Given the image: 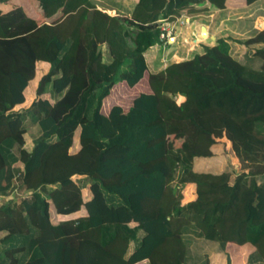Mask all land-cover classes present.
<instances>
[{"label":"trees","instance_id":"16d2710c","mask_svg":"<svg viewBox=\"0 0 264 264\" xmlns=\"http://www.w3.org/2000/svg\"><path fill=\"white\" fill-rule=\"evenodd\" d=\"M191 1L117 0L128 12L111 16L89 0H0V196L28 191L1 200L0 264H232L242 244L247 264H264V26L239 42V59L217 37L147 73L127 109H103L117 82L143 78L157 21ZM205 1L220 12L255 0ZM40 62L35 97L13 110ZM50 148L80 160L50 164ZM221 154L237 166L218 169Z\"/></svg>","mask_w":264,"mask_h":264},{"label":"rangeland","instance_id":"374dc122","mask_svg":"<svg viewBox=\"0 0 264 264\" xmlns=\"http://www.w3.org/2000/svg\"><path fill=\"white\" fill-rule=\"evenodd\" d=\"M94 8H98L102 10L104 13L111 15V16H118L122 15L123 13L128 12V8H118L117 5V0H89ZM205 0H194L188 3L187 7H184L181 11V13H191V10H188L187 8H191L192 10H197L198 12H201L202 14L205 15V25L208 24L209 30L211 34L215 35V39L217 37H223L228 40L229 47H230V53L234 58L239 59L240 58V51H241V45L240 41L244 40L246 37L251 35L255 30L261 29L264 26V0H255L249 4L242 5L239 7H234V8H225L224 10L217 12L216 10L209 6ZM56 4H54L55 8ZM195 7V8H194ZM112 8V10L107 9ZM214 11V12H213ZM179 12V14H181ZM178 14V15H179ZM185 14V15H186ZM194 19V18H193ZM192 19V20H193ZM207 22V23H206ZM187 25V24H184ZM197 30V29H195ZM192 35V34H191ZM189 44L186 42V48L188 51L187 57H190L193 53L197 52L198 50H195L193 48V44L191 43V39H188ZM214 42V41H213ZM212 42V43H213ZM160 46H168L166 41L162 43ZM198 46V49L202 48L201 44H196V47ZM100 47V53L101 56L104 60H108L109 56L111 55L110 50L107 47L106 42L102 41L99 44ZM195 47V46H194ZM155 52L161 53L163 50V47L161 48H156ZM197 49V48H196ZM199 50V51H200ZM150 48L147 50V56L149 55V52H151ZM120 54V52H118ZM145 57V62L148 67L150 68V63H149V58ZM168 60H166V63ZM162 64L165 63V61L161 62ZM165 63V64H166ZM47 64L46 63H36L35 65V74L33 79L29 82L27 89L24 91V96H25V101L14 107L13 110L15 111H20L24 109L30 101L35 97L36 95V88L38 86V82L43 76V74L46 72ZM148 83H147V78L144 77L139 82L135 87H128L126 84L122 81L117 82L109 91L108 96L103 100V109L106 110L108 106L112 103L119 104L123 109H127V107L130 105L131 99L139 90L142 89H148ZM178 101V98L176 99ZM38 133V127L36 125L31 126L26 129V135L28 136L27 138L30 139L34 137ZM224 141V140H223ZM225 146L226 141H224ZM223 145L220 147L222 148ZM219 146H217V149ZM110 155V153H108ZM44 161L53 164V165H59V164H66L69 162L75 163L79 162L78 159L75 158V156H72L70 154L68 149L61 148V150H56L54 148H50L47 150L44 154L43 157ZM230 162L228 163L227 155L221 154L215 163H217V168L218 169H228L231 167L235 168L237 166V162L234 158L229 157ZM198 169H204L207 166V162L205 161H200L197 164ZM14 167L18 168L16 175H18V172L21 170V163L17 162L13 165ZM259 167L254 170V179L256 182L260 181V176L258 173ZM240 172V170H238ZM258 172V173H257ZM237 174L235 172H231V180H233L234 176ZM75 181L82 187L84 190V193L92 192L95 193V186L90 182L89 179L87 178H80L76 177ZM184 200L187 199L190 196H187V193L189 191H192L191 187H188L187 189L184 188ZM28 194V191L25 189H17L14 188L13 191L9 192L6 196L5 199L0 196V203L3 201H9L12 203H18V201L26 196ZM187 197V198H186ZM2 200V201H1ZM238 250H237V249ZM229 249H234L237 250V252L234 255V260L232 264H247V255L252 251V247L248 244L236 246V245H231ZM142 264H145V262H142Z\"/></svg>","mask_w":264,"mask_h":264},{"label":"crops","instance_id":"0c3cea01","mask_svg":"<svg viewBox=\"0 0 264 264\" xmlns=\"http://www.w3.org/2000/svg\"><path fill=\"white\" fill-rule=\"evenodd\" d=\"M204 2L206 4V1H204ZM187 6H188V4H187ZM191 8H192V6H191ZM191 8H189V7L187 8L188 10H191L190 11L191 13H189V14L188 13L186 14L185 12L181 13L182 12L181 10L183 8L179 11L181 14H179V12H178V14L181 15V16L186 14L185 16H187L189 18V22L187 23V25H184V24L180 25L177 22L174 24V30H173L174 31L173 32L174 33V37L172 39L169 38L166 41L168 46H166V47L165 46H160V45H162V43H164V41H161V43L154 44V45L149 47L153 51L149 52L148 56L146 55L147 54L146 52H147V50L149 48L145 51L144 58L146 56L149 58L150 68L148 69V67L146 65V62H145L146 71H145V74H144L143 78L146 77L147 73H152V72L159 71L162 68H164L166 65H168L169 63L178 62V61L187 59L188 58L187 57L188 51H187L186 45L189 44V41H190L188 39L192 40L191 43L193 44V48H195V50H198V51L200 50V48L198 49V46L196 47V44H201V46L203 47L204 45H212L214 43L213 41L215 40V35L211 34L208 24L205 25V18H206L205 15L202 14L201 12H198L197 10H192ZM231 8H234V7H231ZM98 10H100V9H98ZM108 10H112L113 11L112 8L107 9V12H109ZM214 11H215V9H214ZM202 25L205 27V30H206V35H205L204 38L200 37V35H199V29H200V27ZM195 29H197V30H195ZM186 42H187V44H186ZM157 47L158 48L163 47V49H162L163 51L161 53L155 52V50H157L156 49ZM166 60H168L167 63H166ZM162 61L163 62L165 61L166 64L165 63L162 64L161 63ZM137 83H135L132 87H135L137 85ZM145 90H147V89H142V90H139L138 92H142V91H145ZM177 98H178V100L181 99V97H179V96ZM24 101H25V96H24ZM188 187H191V186L190 185H185L184 186L185 189H187ZM184 188H183V194H184V191H185ZM187 196H190V197H188V198L186 197L187 199H185L184 201H188V200L193 198L192 191H189L187 193ZM184 198H185V196H184ZM242 245H244V244H242ZM236 246L238 247L240 245H236ZM236 249H234V251H232V249H229L231 255L233 256V260H234V255H235V253L238 250V249L237 250ZM142 262H144V259L140 260L138 262H135L133 264H142ZM232 263H233V261H232Z\"/></svg>","mask_w":264,"mask_h":264},{"label":"built area","instance_id":"2783aa9c","mask_svg":"<svg viewBox=\"0 0 264 264\" xmlns=\"http://www.w3.org/2000/svg\"><path fill=\"white\" fill-rule=\"evenodd\" d=\"M178 23L180 25L187 24L189 22V18L185 15H177L170 19H160L157 21L158 29L160 31L159 38L161 41H167L169 38L172 39L174 37V24Z\"/></svg>","mask_w":264,"mask_h":264},{"label":"water","instance_id":"95a60500","mask_svg":"<svg viewBox=\"0 0 264 264\" xmlns=\"http://www.w3.org/2000/svg\"><path fill=\"white\" fill-rule=\"evenodd\" d=\"M199 35L200 37L204 38L205 35H206V30H205V27L202 25L199 29Z\"/></svg>","mask_w":264,"mask_h":264}]
</instances>
